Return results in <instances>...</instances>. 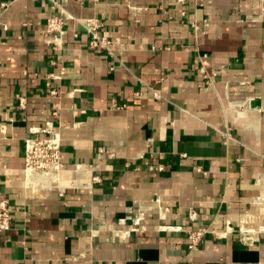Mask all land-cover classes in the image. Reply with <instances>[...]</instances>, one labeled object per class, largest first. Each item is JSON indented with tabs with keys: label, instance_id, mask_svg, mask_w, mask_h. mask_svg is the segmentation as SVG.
Returning a JSON list of instances; mask_svg holds the SVG:
<instances>
[{
	"label": "crops",
	"instance_id": "crops-1",
	"mask_svg": "<svg viewBox=\"0 0 264 264\" xmlns=\"http://www.w3.org/2000/svg\"><path fill=\"white\" fill-rule=\"evenodd\" d=\"M56 2L0 0V264H264V0ZM51 134L63 167L28 183Z\"/></svg>",
	"mask_w": 264,
	"mask_h": 264
},
{
	"label": "built area",
	"instance_id": "built-area-1",
	"mask_svg": "<svg viewBox=\"0 0 264 264\" xmlns=\"http://www.w3.org/2000/svg\"><path fill=\"white\" fill-rule=\"evenodd\" d=\"M54 5H57L56 0H49ZM4 6V4H3ZM70 16L61 9L59 15H52L47 21V30L53 33L54 41L61 47V38L63 35V25L65 20ZM82 24L86 34L88 35V46L91 49H105L111 50L110 40L108 37L99 34V22L95 18H75ZM24 102L20 99V104ZM235 104V103H232ZM225 141L230 138L227 131L222 132ZM99 152L102 153L103 149L100 148ZM185 156V154H183ZM62 154L60 150V142L56 135L51 134L46 138H27L24 144V170L25 175L27 171L31 170L33 174H39L46 179H54L57 173L62 169ZM51 171V173H50ZM96 179V177H94ZM60 191L63 189H59ZM15 211L13 206H10L8 199L0 197V233L8 230L11 225L12 214ZM194 213L192 212L191 218ZM138 218L132 220V225H137ZM173 229V228H172ZM207 228L200 227L188 231L187 237L189 240L188 249H193L199 240H201L207 233Z\"/></svg>",
	"mask_w": 264,
	"mask_h": 264
},
{
	"label": "bare ground",
	"instance_id": "bare-ground-1",
	"mask_svg": "<svg viewBox=\"0 0 264 264\" xmlns=\"http://www.w3.org/2000/svg\"><path fill=\"white\" fill-rule=\"evenodd\" d=\"M50 173H51V171H50ZM26 178H27L26 180H27L28 183H34V181L36 179V178H34V174H33V172L31 170L27 171Z\"/></svg>",
	"mask_w": 264,
	"mask_h": 264
},
{
	"label": "rangeland",
	"instance_id": "rangeland-1",
	"mask_svg": "<svg viewBox=\"0 0 264 264\" xmlns=\"http://www.w3.org/2000/svg\"><path fill=\"white\" fill-rule=\"evenodd\" d=\"M37 178V177H36Z\"/></svg>",
	"mask_w": 264,
	"mask_h": 264
}]
</instances>
